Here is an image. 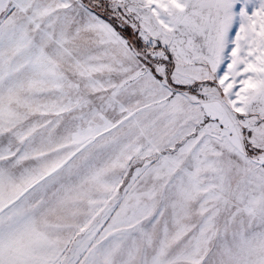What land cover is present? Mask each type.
<instances>
[{
	"label": "snow or ice",
	"instance_id": "obj_1",
	"mask_svg": "<svg viewBox=\"0 0 264 264\" xmlns=\"http://www.w3.org/2000/svg\"><path fill=\"white\" fill-rule=\"evenodd\" d=\"M0 264H264V0H0Z\"/></svg>",
	"mask_w": 264,
	"mask_h": 264
},
{
	"label": "trees",
	"instance_id": "obj_2",
	"mask_svg": "<svg viewBox=\"0 0 264 264\" xmlns=\"http://www.w3.org/2000/svg\"><path fill=\"white\" fill-rule=\"evenodd\" d=\"M127 34V33H126Z\"/></svg>",
	"mask_w": 264,
	"mask_h": 264
}]
</instances>
